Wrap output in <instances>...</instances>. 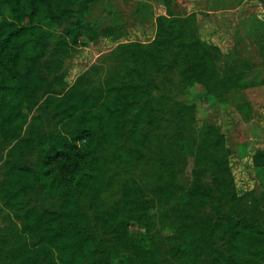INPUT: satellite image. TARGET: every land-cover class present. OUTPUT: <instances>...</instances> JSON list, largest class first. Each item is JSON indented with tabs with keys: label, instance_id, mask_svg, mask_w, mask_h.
<instances>
[{
	"label": "rangeland",
	"instance_id": "obj_1",
	"mask_svg": "<svg viewBox=\"0 0 264 264\" xmlns=\"http://www.w3.org/2000/svg\"><path fill=\"white\" fill-rule=\"evenodd\" d=\"M75 21L88 25L76 43L70 36ZM191 46L202 48L209 60L192 84L182 76ZM135 51L143 54L141 63L135 62ZM43 61L54 81L49 91L39 93L20 137L0 139V184L9 154L32 126L38 123L41 134L63 130L46 103L50 93H97L119 78L140 86L142 102L154 108L160 122L156 127L148 122L142 133L126 130L118 145L104 153L109 187L95 207L82 205L101 244L115 241L101 218L120 199L122 187L134 182L147 200L151 243L162 264H215L226 252L229 219L247 216L264 225V165L254 163L256 154H264V0L81 1L67 21L51 27ZM133 151L140 157L134 158ZM37 154L32 146L21 161L34 166ZM217 161L221 168L227 165V182H236L234 198L231 183L227 195L216 189ZM163 171H170L167 198L156 192ZM196 188L213 194L203 208L189 205L188 194ZM58 204L39 186L18 208L0 201V264L35 241L22 228L24 212ZM129 231L143 228L133 221ZM122 256L119 250L115 262Z\"/></svg>",
	"mask_w": 264,
	"mask_h": 264
},
{
	"label": "trees",
	"instance_id": "obj_2",
	"mask_svg": "<svg viewBox=\"0 0 264 264\" xmlns=\"http://www.w3.org/2000/svg\"><path fill=\"white\" fill-rule=\"evenodd\" d=\"M81 1L91 0H0V139L20 137L39 93L52 86L54 80L46 75L43 61L51 27L67 21L74 4ZM87 28L86 23L75 21L70 31L72 41L76 43ZM190 49L182 76L192 84L208 69L209 60L202 48ZM60 52L57 48L56 53ZM133 55L136 63L144 59L141 52ZM46 103L64 128L44 134L38 123L30 128L28 137L19 141L5 162L0 201L18 208L26 194L39 186L45 194L57 197L59 204L56 209L28 208L24 212L22 228L33 233L35 241L15 249L8 264H162L151 243L149 206L135 182L122 187L120 199L101 218L115 240L111 244H101L97 239L82 206L87 202L95 207L93 203L109 187L104 153L118 145L126 130L137 134L148 122L159 125L154 108L142 102L140 86L112 78L97 93L78 89L50 93ZM32 146L38 149L34 166L21 161ZM132 155L139 158L141 153L133 151ZM254 163L264 165L262 152L254 156ZM222 168L217 161L213 169L216 189L227 195L231 183L235 192L230 198H234L236 182L230 179L228 183L227 165ZM169 173L160 174L162 184L156 190L163 198L172 193ZM212 199L210 189L196 188L188 194L192 208H203ZM133 221L143 231L130 232ZM224 228L228 232L226 252L216 257L215 264H264V225L238 216L229 219ZM119 250L123 256L116 263Z\"/></svg>",
	"mask_w": 264,
	"mask_h": 264
}]
</instances>
